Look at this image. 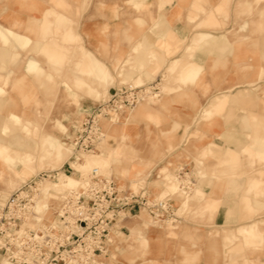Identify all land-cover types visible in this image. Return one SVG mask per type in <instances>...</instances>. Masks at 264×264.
I'll return each instance as SVG.
<instances>
[{"label":"rangeland","instance_id":"1","mask_svg":"<svg viewBox=\"0 0 264 264\" xmlns=\"http://www.w3.org/2000/svg\"><path fill=\"white\" fill-rule=\"evenodd\" d=\"M179 1L0 0L12 36L0 39V199L57 171L40 186L45 215L48 189L56 206L102 167L124 191L167 199L173 216H127L96 264H264V0H236L218 20L223 37L170 64L168 6ZM125 86L154 94L102 120L96 151L72 161V125Z\"/></svg>","mask_w":264,"mask_h":264},{"label":"built area","instance_id":"2","mask_svg":"<svg viewBox=\"0 0 264 264\" xmlns=\"http://www.w3.org/2000/svg\"><path fill=\"white\" fill-rule=\"evenodd\" d=\"M150 88H117L110 99L73 124L68 144L72 161L94 153L105 138L102 120L121 108H133ZM68 166H70L68 164ZM57 171H47L0 199V264H96L121 232L122 222L142 209L154 218L168 219L173 208L165 198L151 197L146 190L128 192L115 182L89 173L75 189L63 192L53 219L29 227L36 193L41 185L57 180Z\"/></svg>","mask_w":264,"mask_h":264},{"label":"crops","instance_id":"3","mask_svg":"<svg viewBox=\"0 0 264 264\" xmlns=\"http://www.w3.org/2000/svg\"><path fill=\"white\" fill-rule=\"evenodd\" d=\"M235 3L236 0H183L169 5L167 48L170 52L179 49L178 52L175 53L174 58L171 59L170 64L172 61H177L183 54H186L189 49L197 47L199 44L202 46V41H206L210 37L218 39L223 37L222 21L219 22L218 20L224 18L225 14L233 17ZM208 25H211L212 31L207 29ZM216 27H221L222 29L217 31L218 29H216ZM229 29L230 27L226 30ZM0 39L4 43L11 42V32L0 28ZM236 39L237 41L240 40L237 36L236 38H231V42H234ZM139 40L142 41L145 52L152 51L155 48V38L149 33H145ZM14 44H18L17 40H15ZM237 44H239V41ZM21 45L22 43L19 47ZM231 46L234 47V43H232ZM206 48L208 49V47ZM235 49H238V47ZM214 50H216L215 53L217 55H224V52H221L219 47L214 48ZM232 50H234V48H232ZM227 55H235V53H228ZM5 56V53L0 51V59H4ZM198 67L195 66L193 68L197 70V72L192 71L193 69L191 70L190 79L193 80L196 73L199 71L201 72V68ZM112 140L115 142V139L112 138ZM2 152L3 149L0 148V157H3V155L1 156ZM123 228H125V226Z\"/></svg>","mask_w":264,"mask_h":264},{"label":"bare ground","instance_id":"4","mask_svg":"<svg viewBox=\"0 0 264 264\" xmlns=\"http://www.w3.org/2000/svg\"><path fill=\"white\" fill-rule=\"evenodd\" d=\"M96 156H98V155H93L91 158L96 157ZM74 164H71V166L72 167L75 166L76 168H82L84 166L85 162L83 161V163H79L78 165H74ZM98 169L103 170L102 167H100V168L99 167H95V168L92 169V171L93 170H97V172H98ZM61 174L62 173H60V175H58L57 180L60 178ZM87 177L83 180V182L87 179ZM61 183L64 184V185L65 184L66 185H69V186L71 185V187L75 186V181H73L70 177H65L62 180ZM55 188H56L55 186L54 187H51L50 189H48V190H50V192L47 191L46 192L47 194H44L46 196V198H45V200H46L45 201L46 202V209L44 211L45 212V215H39L38 214V206H39V203H40V200H39V197H40V187H38V190H37V193H36V204H35V207H34V210H33V214L34 215H33V217H29L28 220H27V225L29 227H32L36 223H38L40 221H43V220L50 221V219H51V211H50V208L54 204V201L56 199V195H55V193H53V191H54ZM41 204H42V202H41ZM58 205H59V201H58V204L56 206L54 205L52 207L57 208Z\"/></svg>","mask_w":264,"mask_h":264}]
</instances>
